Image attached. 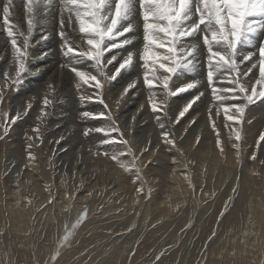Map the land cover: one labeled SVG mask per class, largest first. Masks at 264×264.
<instances>
[{
	"label": "rangeland",
	"instance_id": "374dc122",
	"mask_svg": "<svg viewBox=\"0 0 264 264\" xmlns=\"http://www.w3.org/2000/svg\"><path fill=\"white\" fill-rule=\"evenodd\" d=\"M3 5L4 1L0 2V11ZM22 5L12 0L9 24L14 32L26 35L29 14L26 10L23 13ZM15 7L21 8L19 14L14 12ZM57 14L52 26L45 25L46 33L55 36L60 60L54 73L42 74L43 69L35 64L34 37L42 24L40 15L36 16L29 41V71L23 74L22 83L12 82L16 71L12 48L8 56L0 57V91L4 95L0 102L1 257L5 254V242L9 241L16 248L35 252L38 264H130L148 235L155 243L146 254L150 258L148 264H264V141L257 144L264 132V100H257L245 111L238 160L234 134L229 136L233 124L229 121L225 126L223 108L212 95V87L231 85L219 75L209 85L207 48L203 33L198 32L187 40L199 45L196 65L190 70L180 69L169 81L171 91L192 82H198L197 86L166 99L162 86H155V102L163 111L154 114L149 103L151 93L143 82V62L139 59L144 41L143 19L137 8L134 31L119 38L135 37L133 43L105 53V62L112 55L117 56V61L105 68L109 75L129 51L134 53L133 67L105 83L103 98L107 109L98 102L82 103L81 96H94L96 90L79 82L70 67H62L68 64V58L61 51L60 12ZM64 15L67 20V12ZM0 17L2 39L11 46L1 13ZM64 31L78 49L81 45L87 48L74 15L73 27L65 25ZM22 39L18 37V44ZM260 46H264V29L254 33L250 42L238 45L239 71L243 73L257 65L248 76L241 77L249 88L259 77ZM249 53L251 60L241 63V58ZM75 66L98 75L90 61ZM5 71L8 78L3 75ZM166 74L162 69L156 71L161 78ZM133 80L135 88L121 97L123 88ZM45 96L51 101L47 106L43 104ZM196 96L200 99L177 123L178 113ZM230 102H239V98ZM42 108L46 115L38 120ZM18 111L19 117L13 120ZM83 111L110 112L119 127V132L112 134L115 144L101 145V140L110 139L103 133L83 134L86 128L109 125L107 119L83 118ZM157 115L173 134L175 147L163 143ZM212 121L219 132V147ZM37 127L40 139L33 142L31 151L35 158L29 161L28 137L34 136ZM121 135L133 155H128L127 147L120 143ZM106 152L109 155H104ZM113 152L123 153L120 159L126 167L111 159ZM136 169L140 170L139 181ZM137 188L143 191L138 193ZM222 211L225 214L221 217ZM82 212H86L85 219L73 228ZM66 232L71 235L61 243Z\"/></svg>",
	"mask_w": 264,
	"mask_h": 264
},
{
	"label": "snow or ice",
	"instance_id": "6c2138e0",
	"mask_svg": "<svg viewBox=\"0 0 264 264\" xmlns=\"http://www.w3.org/2000/svg\"><path fill=\"white\" fill-rule=\"evenodd\" d=\"M53 3L54 0H26V12L29 14L26 35L23 32H14L13 26L9 24L12 0H6L3 5V22L7 26L6 32L10 39L16 65V71L12 78L14 85L22 83L23 74L29 71L26 66L30 47L29 41L36 27V16L39 15V12L34 10V5L36 9H39L42 4L44 10L48 11L53 7ZM58 6L61 28L58 35L62 40L61 51L63 56L68 58V64L62 65V67H70L71 72L74 73L79 82L91 85L96 90L94 96H81L79 99L82 103L85 100L98 102L105 109L108 108L103 98L105 83L117 79L122 71L130 70L134 62V53L132 51L127 52V55L115 67L114 72L109 75L105 72V68L107 65H112L114 61H117V56L112 55L105 62V53H110L114 49L123 48L133 43L135 37L119 38L125 37V34H131L134 31L136 25L133 23V18L137 14V8H139V14L143 19L144 41L139 59L143 62V82L151 93L149 103L154 114L163 111L162 106L155 102L156 93L152 91L155 86H162L165 99L168 96L177 95L197 86L198 82H192L176 88L175 91H171L169 81L172 79V75L178 73L180 69L190 70L196 65L200 54L199 45L196 42L188 43L187 40L196 33L202 32L203 44L207 48V81L209 85H213L214 77L217 75L228 79L231 85L228 88L220 89L212 87V95L214 100L223 108L225 126L227 127V122L229 121L233 124L229 136L232 137L234 134V139L237 142L234 147L237 150V159L239 160L240 148L238 142L242 140L240 125L243 122L245 111L249 105L257 100H264V46L259 47V77L249 88L248 85L241 82V77L248 76L257 65H252L243 73L239 71L237 62L238 45L250 42L254 33L264 29V20L249 19L252 17H264V0H58ZM65 12L68 14L67 20H65ZM73 15L75 16V23L78 24L79 33L86 38L84 41L87 45L86 49L82 45L78 49L64 31L65 25L73 27ZM73 31H75V28H73ZM18 37H23L21 44H18ZM47 39H49V36L42 34L40 41H37V43L44 42ZM156 49H163L164 52H158ZM47 54L46 52L45 55ZM251 58L252 53H249L244 55L240 62H249ZM84 60L91 62V67L96 70L98 75H93L91 72L75 66ZM160 69L167 73L162 78L156 76V71ZM3 75L5 78L9 77L7 71ZM98 76L102 77V79L98 78ZM135 86V80L128 83L123 88L120 94L121 97L128 94ZM257 86H259V89ZM76 87L79 88L80 83H77ZM200 95L202 96L203 93ZM234 97H238L239 102H230ZM199 99L200 96L193 97L183 107L176 116L177 123ZM3 100L4 95L0 91V102H3ZM50 103L51 101L45 96L43 104L47 106ZM31 107V104L27 106L29 109ZM219 112L220 108H217V115H219ZM209 114V119L211 120V108L209 109ZM19 115L20 112L18 111L17 117H14L13 120L18 118ZM45 115L46 112L42 108L38 120ZM81 116L83 118L107 119L109 121L107 128H86L83 134L88 136L91 133H103L105 137H110V139L101 140V145L115 144L116 138L112 134L119 132V127L110 112L93 113L83 111ZM134 119L135 117H133ZM157 122L160 123L163 129L161 132L163 143L170 147H175V138L167 130L166 126L160 122L159 115H157ZM212 127L216 131V144L219 147L221 141L214 121H212ZM4 131L6 134V126ZM33 132L34 136L28 137L30 141L27 145L29 161L35 158L31 151L33 142L40 139V129L37 127ZM0 139H3V137L0 136ZM60 139L62 140L63 137ZM197 140H199V137ZM261 141H264V132L260 133L257 144ZM55 142L59 143L60 141ZM120 143L126 147L128 146V141L124 140L122 135ZM221 151H223L222 148ZM127 154L133 155L130 147H127ZM104 155L107 156L109 153L106 152ZM121 155L123 153L117 154L113 152L111 153V159L120 164L121 167H126L125 163L120 159ZM255 158V153H253L252 159ZM133 160H135L134 156ZM136 180H141L139 169H136ZM141 191H143L142 188H137L138 193ZM226 208L227 204H225ZM224 214L222 211L220 216L222 217ZM85 216L86 212H82L76 224L72 227L75 228L76 225L81 223ZM70 235V232H66L61 243L67 241ZM212 236H215V232H213ZM212 236L209 237V240L212 239ZM56 255H59V253L57 252ZM157 259H159V256Z\"/></svg>",
	"mask_w": 264,
	"mask_h": 264
},
{
	"label": "bare ground",
	"instance_id": "6f19581e",
	"mask_svg": "<svg viewBox=\"0 0 264 264\" xmlns=\"http://www.w3.org/2000/svg\"><path fill=\"white\" fill-rule=\"evenodd\" d=\"M4 3L6 2V0H0V2H3ZM16 3L18 2H21L23 5H22V9H23V13L25 12L26 10V7H25V4H26V0H24V3H23V0H14ZM2 4V3H1ZM20 5V4H19ZM17 6V5H16ZM16 8V7H15ZM34 8H35V5H34ZM21 8H16L17 11L14 10V12H18L19 14V11ZM36 9V8H35ZM38 12H39V15L41 17L40 20H42V24H40V27L38 29H36V32H35V37H34V46H35V61H36V65H39L40 69H43L42 71H44V73L42 74H50V73H54L56 71V66L58 64V62H60L59 60V57L57 55V51H56V40L54 39L55 36H51L52 34H47V30H45V27L46 26H52V23H55V19L58 18V11H59V6H58V0H54V3H53V7L51 9H49L48 11H45L44 8H43V5L41 4L39 9H36ZM0 13L2 14L3 16V11L1 10ZM2 18V17H0ZM38 19V18H37ZM20 20V19H19ZM46 25V26H45ZM52 29V28H51ZM50 29V30H51ZM3 29L0 27V57L4 58L6 57L5 55H9L10 53V45H8L7 42H4L3 41V37H2V31ZM48 35L49 36V39H47L46 41L44 42H41V43H37V41H40V37L41 35ZM126 36V34H125ZM21 43V42H20ZM48 53L47 55H45V53ZM7 58H5L6 60ZM2 60V59H1ZM9 66V65H8ZM16 66V65H15ZM9 68V67H8ZM59 69V67H58ZM57 75H58V72H57ZM60 75V74H59ZM68 79H66L65 81H67ZM35 82V79L34 81H32V85L34 84ZM136 112V111H135ZM133 114V113H132ZM89 225V224H88ZM96 228V226H95ZM87 229V228H86ZM97 229V228H96ZM94 230V229H93ZM54 232V231H53ZM90 232V231H89ZM59 233V232H58ZM88 233V231H87ZM60 234V233H59ZM92 234V233H91ZM91 234H89L91 236ZM142 235V234H141ZM144 235V234H143ZM49 236V235H48ZM89 236V237H90ZM94 236V235H93ZM92 236V237H93ZM140 237V236H139ZM59 239H57L56 241L54 240L53 241V246L51 247L50 249V254L53 253L54 251V247L56 246V243L58 242ZM152 236H146L144 238V242H142L141 244V248H139L138 253L136 256H134L130 262V264H148V261L150 258L149 255H146L147 252H149V248L155 244L153 243L152 244ZM39 241V239H38ZM85 242V240H83ZM155 242V241H154ZM41 243V242H40ZM51 244V243H50ZM27 245V243L25 244V246ZM44 245V244H43ZM42 246V245H41ZM45 246V245H44ZM5 249H4V256L3 258L1 257L2 255L0 254V257H1V261H0V264H38L34 258H35V252H31L27 249H24V248H16L14 247V245L7 241L5 242V245H4ZM49 246H47V250L49 249L48 248ZM77 247V246H76ZM80 247H83L82 245V242H81V246ZM155 248V247H154ZM39 250V249H38ZM42 250V249H41ZM152 250V249H151ZM38 252V251H37ZM36 252V253H37ZM42 254V253H41ZM46 254V253H45ZM48 254V253H47ZM39 255V254H38ZM70 255V254H69ZM132 256V255H131ZM143 256V259H141V257ZM40 259V258H39ZM40 262V261H39ZM40 264V263H39Z\"/></svg>",
	"mask_w": 264,
	"mask_h": 264
}]
</instances>
